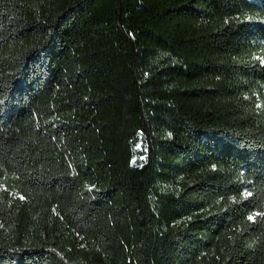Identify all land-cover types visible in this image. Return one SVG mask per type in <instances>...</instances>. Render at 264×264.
<instances>
[{
  "label": "trees",
  "instance_id": "16d2710c",
  "mask_svg": "<svg viewBox=\"0 0 264 264\" xmlns=\"http://www.w3.org/2000/svg\"><path fill=\"white\" fill-rule=\"evenodd\" d=\"M0 264H264V0H0Z\"/></svg>",
  "mask_w": 264,
  "mask_h": 264
},
{
  "label": "snow or ice",
  "instance_id": "6c2138e0",
  "mask_svg": "<svg viewBox=\"0 0 264 264\" xmlns=\"http://www.w3.org/2000/svg\"><path fill=\"white\" fill-rule=\"evenodd\" d=\"M249 219H252V217H249Z\"/></svg>",
  "mask_w": 264,
  "mask_h": 264
}]
</instances>
